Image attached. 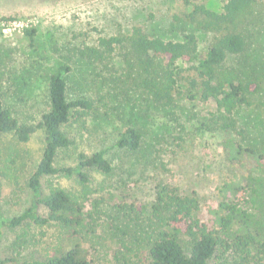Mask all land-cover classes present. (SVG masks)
Listing matches in <instances>:
<instances>
[{"label":"rangeland","instance_id":"obj_1","mask_svg":"<svg viewBox=\"0 0 264 264\" xmlns=\"http://www.w3.org/2000/svg\"><path fill=\"white\" fill-rule=\"evenodd\" d=\"M200 5L219 14L224 0H0V99L19 122L32 125L40 122L41 114L48 109L47 79L62 63L71 68L68 100L86 97L94 103L95 109L85 117L83 127L78 124L67 127L76 147L58 151L54 167H74L78 152L91 155L103 150L114 167L113 174L104 176L83 170L88 176L85 185L75 176L64 174L41 180L43 195L52 189H63L79 197L87 191L89 202L102 200L97 222L103 240L93 239L94 244L88 245L91 246L88 259L93 264H116L113 258L116 248L111 238L115 235L123 240L124 233L132 229L129 212L116 208V204L129 206L152 201L159 182L177 187L182 194L195 195L200 204L199 217L210 225L218 207L221 184L251 169L245 160L231 161L222 142L227 137L244 145L264 141V92L252 100L250 107L236 113L242 133L224 134L215 125L212 128L208 125L214 111L212 105L191 103L181 91L171 109L155 106L138 84L142 69L127 44L105 54L102 61L79 58L78 49L97 48L100 38L127 37L134 29L164 41H182L184 36L194 35L197 56L202 57L214 36L189 19L195 6ZM32 28L37 34L30 46L23 30ZM238 31L247 41L248 57L242 58L241 64L240 58H230L226 67L244 75L252 67L253 75L263 76L264 0L251 6ZM178 66L183 70L180 84L188 86L195 79L192 65L180 61ZM129 126L142 133L141 148L135 154L114 147L119 134ZM44 141L41 130L26 143L10 135L0 138L4 217L19 216L33 202L29 179L41 160ZM39 213L45 216L46 210L40 208ZM40 231L45 237H37V247L24 245L16 250L17 236L23 232L37 236ZM54 234L53 227L6 230L0 244V260L11 257L19 260L24 256L39 260L40 247L49 243Z\"/></svg>","mask_w":264,"mask_h":264},{"label":"trees","instance_id":"obj_2","mask_svg":"<svg viewBox=\"0 0 264 264\" xmlns=\"http://www.w3.org/2000/svg\"><path fill=\"white\" fill-rule=\"evenodd\" d=\"M256 2L224 0L219 14L202 5L195 6L189 15L191 23L214 36L202 57L197 56L194 35H186L182 41H164L149 37L140 29H134L127 37L100 38L97 48L78 49V55L91 62L102 61L105 54L127 44L142 69L143 76L138 84L155 106L171 109L181 91L191 103L200 101L212 105L214 111L208 121L211 128L215 125L224 134L240 135L242 130L236 113L250 107L252 100L263 94L264 75H253L255 72L251 67L245 76L226 64L230 58H240L241 64L242 58L248 57L245 55L247 41L238 28ZM23 33L32 46L37 30L25 29ZM180 61L192 65L190 69L195 79L190 80L188 86L180 84L183 72L178 66ZM70 72L71 68L62 63L48 77V109L41 114L37 125L20 123L0 99V138L10 135L16 141L26 143L40 130L45 136L41 160L29 179L33 202L19 216L7 218L2 215L0 184V244L6 230L53 227L56 233L49 243L40 247L41 259L11 257L0 260V264H93L88 259L91 249L88 245L94 244L93 239L103 240L98 234L101 225L97 222L102 200L89 202L87 191L79 197H73L63 189H52L45 195L41 193V180L46 176H75L85 185L88 176L83 170H93L104 176L114 172L103 150L91 155L78 152L74 167H54L58 151L75 150L76 147L67 127L73 124L83 127L85 117L95 109L94 103L86 97L68 100ZM141 142V131L129 126L119 134L114 147L135 154L140 150ZM222 146L231 161L245 160L251 169L249 173L221 184L212 223L208 225L201 221L200 204L195 195L182 194L177 187L159 182L152 201L129 206L116 204V208H125L129 212L127 217L132 224L123 240L115 235L111 238L116 248L113 252L116 264H264V141L244 145L227 137ZM162 169L167 171L164 165ZM40 208L46 210L45 216L39 213ZM43 236L41 231L37 236L23 232L17 236L14 247L16 250L24 245L37 247L38 238Z\"/></svg>","mask_w":264,"mask_h":264}]
</instances>
